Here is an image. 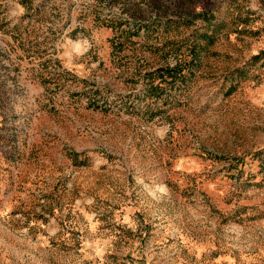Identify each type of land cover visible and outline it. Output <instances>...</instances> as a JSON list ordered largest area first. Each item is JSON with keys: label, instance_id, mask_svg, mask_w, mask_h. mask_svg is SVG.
<instances>
[{"label": "rangeland", "instance_id": "obj_1", "mask_svg": "<svg viewBox=\"0 0 264 264\" xmlns=\"http://www.w3.org/2000/svg\"><path fill=\"white\" fill-rule=\"evenodd\" d=\"M0 264H264V0H0Z\"/></svg>", "mask_w": 264, "mask_h": 264}]
</instances>
